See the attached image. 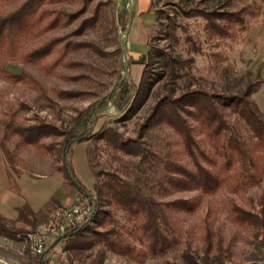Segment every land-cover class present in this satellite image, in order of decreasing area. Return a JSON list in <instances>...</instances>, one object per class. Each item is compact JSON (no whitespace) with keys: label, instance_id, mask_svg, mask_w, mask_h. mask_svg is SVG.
<instances>
[{"label":"rangeland","instance_id":"obj_1","mask_svg":"<svg viewBox=\"0 0 264 264\" xmlns=\"http://www.w3.org/2000/svg\"><path fill=\"white\" fill-rule=\"evenodd\" d=\"M23 1L0 0V13L16 9ZM122 2L127 4L128 0ZM83 4L85 9L79 16L67 23V16L62 15L56 27L24 42L22 50L34 49L60 36L64 37L61 48L68 41L92 43L96 48L83 44L62 56L52 51L44 59L46 67L34 61L17 60L3 64L10 72L29 73L37 80V85L13 80L0 70V134L3 120L22 125L46 123L64 131L78 111L97 99L107 97L119 77L129 75L137 84L146 68V75L156 79L150 88L132 98L124 110H119L118 102H115L116 106L111 100L105 101L95 116L89 138L83 140L88 168L83 155L84 159L75 160L72 148L68 153L72 169L81 182L89 186L86 188L102 211L99 221L93 218L84 224L82 234L78 232L63 238L68 258L81 264L263 262L264 232L247 223L232 221L228 217V206L233 201L247 209H258L256 199L264 192V141L252 132L237 111L221 106L218 101L216 104L229 125L218 134H209L194 106L186 102L183 110L178 108L198 145L195 148L198 160L221 177L215 190L203 191L195 179L169 171L164 166V158L190 168H194V162L178 131L167 121L151 117V112L165 95L177 97L188 90H199L214 98L215 94H236L246 82H256L257 73L264 78V0H152L156 13L154 29L149 35L145 53L136 54L135 60L128 59V75L124 71L121 42L128 15L118 14V0H65L46 6L74 12ZM220 10H240L244 20L241 23L231 22L226 25V32L219 34L218 28L211 26L204 14L207 12L202 11H214L216 22L226 24L217 18L215 11ZM83 19L88 26L82 32L73 33ZM163 57L173 61L174 74H170ZM56 59L58 64L53 65ZM66 75L80 77L66 78ZM58 90L74 93L60 96ZM250 97L264 115V83ZM108 128L115 129L123 138L137 139L160 160L140 171L136 165L139 153L115 148L101 136L99 131ZM231 134H236L243 142L246 157L239 156L228 147ZM61 140L62 134L50 132L43 138L45 151L41 154L30 144L19 145L18 136L11 134L7 145L15 167L7 164L9 179L12 182L16 175L26 170L57 169L62 171L63 183L73 194L72 204L79 199L89 200L67 176ZM81 150L79 146L74 148L76 157L80 156ZM37 153L38 160L43 161L45 166H30L21 156L32 157ZM111 170L125 179L138 182L159 201H187V206L171 204L163 207L167 227L176 237L173 246L160 253H150L141 216L111 197L105 174ZM16 186L12 187L17 189ZM72 204H46L44 212L37 213L34 225L17 222V226L25 231L33 230L52 209ZM94 229L105 234L95 236L92 233ZM207 233L210 236L209 247ZM0 258L10 264L45 262L40 261L44 258L32 253L24 234L19 239L0 235Z\"/></svg>","mask_w":264,"mask_h":264},{"label":"trees","instance_id":"obj_2","mask_svg":"<svg viewBox=\"0 0 264 264\" xmlns=\"http://www.w3.org/2000/svg\"><path fill=\"white\" fill-rule=\"evenodd\" d=\"M65 0H24L16 9L7 13H0V70L7 73L13 80L33 82L38 84L37 80L25 71L13 73L3 67V64L8 61H34L41 63L45 66L44 59L52 51H56L59 55H65L69 50H73L83 44H88L96 48L92 43H84L82 41H68L61 48L60 43L64 37H55L38 47L30 50H22V44L28 40L45 33L46 31L56 27L59 24V19L62 15L67 16L66 22H71L74 18L79 16L85 9L83 4L77 11L65 12L60 9L51 8L47 4L59 3ZM207 15L210 20L211 26L218 28V33L226 32V25L231 22H242L244 17L240 10L236 11H215L217 18L225 21L226 24L216 22L214 11H202ZM214 15L211 17V15ZM86 19H83L73 33L82 32L86 25ZM92 24V23H90ZM126 26L123 27L125 31ZM165 65L169 66L170 74H174L173 61L167 57H163ZM53 65L58 64V59L53 61ZM73 64H79L73 62ZM46 67V66H45ZM146 68L143 69L139 82L136 84L128 77H119L115 86L110 94L103 99H97L85 108L76 113L69 124L68 129L58 131L54 125L40 123V124H14L11 121L3 120L0 134V148L4 153L6 161L9 166L15 167L14 158L8 148L7 141L11 134L18 136V144H30L33 148L37 149L41 154L44 153L43 138L50 132L62 134V160L66 170L67 176L71 182L83 192L92 204L93 213L88 220L93 218L99 221L100 213L97 201L93 195L88 191L86 186L79 180L76 173L72 169L68 160V153L71 147L83 140L89 138L94 126V119L98 111L103 107L106 100H111L119 103V110H124L131 102L132 98H136L142 91L150 88L155 82V77L151 79L146 75ZM66 78H79V75L65 76ZM264 83V78L257 73V80L248 81L245 87L240 89L236 94L221 95L215 94L210 96L205 91L188 90L183 94L173 97L165 95L159 99L154 109L151 112V117H159L170 125H172L182 137L186 150L194 162V168L187 167L183 163L174 162L168 158H164L162 162L169 171L180 173L188 178L195 179L203 191L215 190L221 182V177L215 172L211 171L208 167L204 166L195 153V148L198 145L192 134L191 127L188 125L186 119L182 117L178 108L183 110L184 104H189L197 109L198 114L203 118L206 127L209 129V134H218L222 129L228 128V123L223 118L216 101L221 106H229L234 111H237L248 123L252 132L261 140L264 141V115L259 109L256 102L251 99L250 94L255 92L259 85ZM73 91L58 90L60 96H68L73 94ZM186 104V105H187ZM117 106V105H116ZM101 136L106 141L111 143L115 148L124 150L130 153H139L137 168L140 171H145L146 166H152L155 160H160L159 156L148 147L144 146L137 139L123 138L115 129L108 128L99 131ZM228 147L236 152L241 157H246V150L243 147V142L240 141L236 134H231L227 141ZM229 159H227V163ZM107 184L111 197L120 205L126 207L129 211L137 213L141 216V226L148 235V249L151 254L160 253L168 247L176 243V237L173 232L167 227V218L163 212V207L166 205H185V199H173L170 201H159L153 195L147 193L145 189L138 183L130 179L121 177L116 171H107L106 173ZM13 186V180L10 181ZM257 210L247 209L236 202H230L228 206V217L238 223H247L258 230L264 232V192L258 195ZM17 217L15 220H9L0 213V235L10 239H19L25 236V230L17 226V222H22L28 225H34L37 221L36 214L31 209L27 202H24L17 208ZM87 220V221H88ZM85 221L81 226H76L67 231L58 240H63L67 235L81 232L84 228ZM22 232V235H21ZM92 233L97 235H104L101 231L92 230ZM82 234V232H81ZM210 236L207 233V246L209 247ZM43 263V260H40ZM242 264H264L263 262H248Z\"/></svg>","mask_w":264,"mask_h":264},{"label":"crops","instance_id":"obj_3","mask_svg":"<svg viewBox=\"0 0 264 264\" xmlns=\"http://www.w3.org/2000/svg\"><path fill=\"white\" fill-rule=\"evenodd\" d=\"M117 12L120 15L123 13L129 15V12L131 13L132 17L127 34L126 50L128 59L135 60L136 54L143 55L145 53L149 35L153 31L156 22V13L152 6V0H128L127 4H124L122 0H118ZM77 146H79L80 150L82 149L83 152L81 150L80 156L78 155L76 157L73 150ZM71 148L75 160L76 158H80L81 160L85 158L88 168V156L85 151L84 142H77ZM1 152L0 149V213L4 217L9 220H15L18 213L17 208L24 202L29 204L36 215L39 212H44L43 207L46 204H72L73 194L63 183L65 178L62 171L57 169L53 170L50 168L48 171H22L13 178L14 184L17 185V189H14L8 176V163L4 154ZM21 156L26 158L30 166H45L43 161L38 160V153L32 157H30V155ZM40 157H42V155H40ZM76 164L75 161V165ZM76 167L78 168L77 165ZM87 177L89 178V176ZM84 185L89 188L87 184Z\"/></svg>","mask_w":264,"mask_h":264},{"label":"built area","instance_id":"obj_4","mask_svg":"<svg viewBox=\"0 0 264 264\" xmlns=\"http://www.w3.org/2000/svg\"><path fill=\"white\" fill-rule=\"evenodd\" d=\"M92 213V204L87 199L52 209L41 224L25 232L30 250L41 259L44 258L43 264H81L68 258L62 240L58 238L72 228L81 226ZM0 264L10 263L0 258Z\"/></svg>","mask_w":264,"mask_h":264},{"label":"water","instance_id":"obj_5","mask_svg":"<svg viewBox=\"0 0 264 264\" xmlns=\"http://www.w3.org/2000/svg\"><path fill=\"white\" fill-rule=\"evenodd\" d=\"M131 17H132L131 13L129 12V15H128V18H127L128 19V24H127V27H126V29L124 31V35L121 38V42L123 44V52H124V71H125V74H127V75H128L129 61H128V55H127V50H126V40H127L128 31H129V24L131 22ZM128 78H129V75H128Z\"/></svg>","mask_w":264,"mask_h":264}]
</instances>
